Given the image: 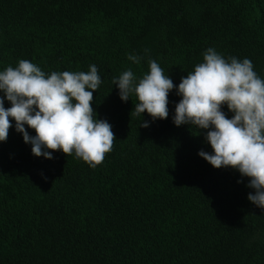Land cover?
Returning a JSON list of instances; mask_svg holds the SVG:
<instances>
[{
    "label": "trees",
    "instance_id": "1",
    "mask_svg": "<svg viewBox=\"0 0 264 264\" xmlns=\"http://www.w3.org/2000/svg\"><path fill=\"white\" fill-rule=\"evenodd\" d=\"M209 48L251 60L264 79V0H0V71L22 59L46 75L96 65L92 107L116 137L96 167L74 152L49 160L10 118L0 264H264V208L248 200L250 179L199 155L213 153L209 129L173 122L181 78ZM149 60L176 86L166 120L131 115L137 97L121 100L113 83L128 69L138 82Z\"/></svg>",
    "mask_w": 264,
    "mask_h": 264
},
{
    "label": "clouds",
    "instance_id": "2",
    "mask_svg": "<svg viewBox=\"0 0 264 264\" xmlns=\"http://www.w3.org/2000/svg\"><path fill=\"white\" fill-rule=\"evenodd\" d=\"M134 63L140 57L129 55ZM150 72L136 81L131 69L113 79L121 100L127 102L135 94L138 103L132 114L148 113L153 121L169 116V93L176 86L155 60H149ZM101 83L96 65L88 72H52L46 75L36 64L20 60L18 66L0 71V142L7 140L15 121L16 131L23 134L25 143L32 145L36 157L53 159L52 153L62 151L91 167L101 164L116 139L112 126L99 120L92 107L93 93ZM177 94L174 124H189L209 129L206 140L212 154L199 155L214 168H232L250 179L247 185L255 189L248 200L264 208V79L254 71L251 60H225L209 48L203 62L181 78ZM227 105L233 118L222 108ZM11 118V120H10ZM27 125L36 135L30 136ZM149 127L147 122L142 123ZM242 182V181H238Z\"/></svg>",
    "mask_w": 264,
    "mask_h": 264
}]
</instances>
